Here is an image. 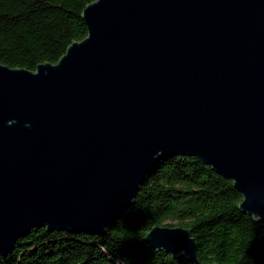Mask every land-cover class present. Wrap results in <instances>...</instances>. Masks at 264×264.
I'll use <instances>...</instances> for the list:
<instances>
[{"label": "water", "instance_id": "95a60500", "mask_svg": "<svg viewBox=\"0 0 264 264\" xmlns=\"http://www.w3.org/2000/svg\"><path fill=\"white\" fill-rule=\"evenodd\" d=\"M81 17L55 63H0V255L33 228L104 235L176 155L232 180L264 245V0H94ZM138 242L202 264L189 228Z\"/></svg>", "mask_w": 264, "mask_h": 264}, {"label": "trees", "instance_id": "16d2710c", "mask_svg": "<svg viewBox=\"0 0 264 264\" xmlns=\"http://www.w3.org/2000/svg\"><path fill=\"white\" fill-rule=\"evenodd\" d=\"M92 1L0 0V63L28 70L55 63L86 36L81 12ZM241 198L232 180L207 164L172 156L146 176L104 235L33 228L0 264H191L138 242L153 225L189 228L202 264H263L261 228L237 209Z\"/></svg>", "mask_w": 264, "mask_h": 264}]
</instances>
